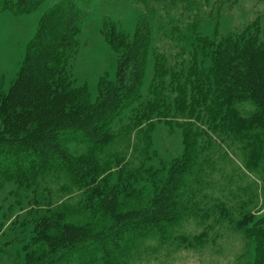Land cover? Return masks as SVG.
Returning a JSON list of instances; mask_svg holds the SVG:
<instances>
[{"label": "rangeland", "instance_id": "obj_1", "mask_svg": "<svg viewBox=\"0 0 264 264\" xmlns=\"http://www.w3.org/2000/svg\"><path fill=\"white\" fill-rule=\"evenodd\" d=\"M59 1L45 0L27 15L0 11V93L9 90L41 18ZM77 1L83 19L71 72L76 86L87 85L93 102L100 79L107 76L113 81L117 71L118 54L105 40V22L130 37L144 18L152 27L139 96L112 122L114 141L98 155L108 164L101 189L115 192L125 209L146 207L165 182L172 162L184 152V130L191 127L198 135L179 220L164 233L134 238L118 259L123 264H254L257 246L247 234L253 224L264 228V162L250 165L242 138L246 134L228 131L226 122L220 125L226 115L211 125L207 111L222 102L211 85L201 93L195 86L196 78L210 73V56L220 44L257 37L264 45V0ZM185 98L190 101L184 104ZM232 108L242 118L255 112L249 101ZM258 135L252 131L247 136L263 148L264 136L256 139ZM69 148L76 156L88 151L80 138ZM91 195L90 189L74 186L61 170L45 174L33 185L4 183L0 264H25L27 249L38 248L33 222L48 212L63 211L68 222L97 232L108 228L111 219L101 200ZM249 220L253 222L247 225ZM99 260L89 259L87 264H101Z\"/></svg>", "mask_w": 264, "mask_h": 264}, {"label": "trees", "instance_id": "obj_2", "mask_svg": "<svg viewBox=\"0 0 264 264\" xmlns=\"http://www.w3.org/2000/svg\"><path fill=\"white\" fill-rule=\"evenodd\" d=\"M44 1L0 0V11L27 15ZM82 19L77 0H60L53 5L28 42L9 90L0 93V189L7 182L19 187L33 185L45 174L61 170L74 186L87 187L93 198L101 200L111 224L97 232L68 222L63 211L48 212L33 222L38 248L27 249L25 264H87L94 258L101 264H123L118 255L127 243L142 235L164 233L179 220L180 200L196 161L198 135L190 127L184 130L182 156L172 162L149 205L125 209L115 192L101 189L108 164L98 155L114 141L112 122L139 96L148 66L152 27L144 18L130 37L105 22V40L118 54L117 71L113 81L107 76L100 79L99 94L93 102L87 85L76 86L71 72ZM257 39L220 44L210 56V73L196 78L195 86L200 93L212 86L218 103L223 105L207 111L211 125L224 114L227 117L220 125L227 123L228 131L246 134L242 138L253 167L264 162V147L247 136L252 131H259L256 139L264 136V45ZM183 100L184 104L190 101ZM245 101L255 106L248 118L240 117L232 108ZM78 138L88 151L76 156L69 147ZM247 235L257 246L254 264H264V228L253 224Z\"/></svg>", "mask_w": 264, "mask_h": 264}]
</instances>
